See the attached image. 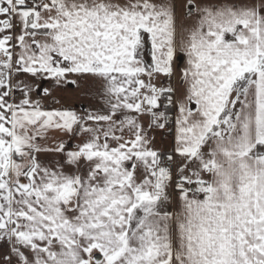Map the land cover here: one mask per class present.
Instances as JSON below:
<instances>
[{
	"label": "snow or ice",
	"instance_id": "1",
	"mask_svg": "<svg viewBox=\"0 0 264 264\" xmlns=\"http://www.w3.org/2000/svg\"><path fill=\"white\" fill-rule=\"evenodd\" d=\"M0 264H264V0H0Z\"/></svg>",
	"mask_w": 264,
	"mask_h": 264
}]
</instances>
